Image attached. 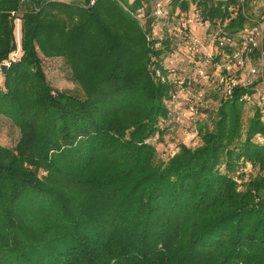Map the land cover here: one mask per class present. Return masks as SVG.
Returning <instances> with one entry per match:
<instances>
[{"label":"trees","instance_id":"1","mask_svg":"<svg viewBox=\"0 0 264 264\" xmlns=\"http://www.w3.org/2000/svg\"><path fill=\"white\" fill-rule=\"evenodd\" d=\"M92 2L0 0V116L20 130L14 149L0 145V264H264V109L243 100L252 90L226 95L217 72L197 105L199 145L165 162L153 141L176 123V87L157 77L180 48L176 9L195 4L237 36L264 4L171 0L157 37V0ZM42 57L63 59L83 96L55 91Z\"/></svg>","mask_w":264,"mask_h":264},{"label":"built area","instance_id":"2","mask_svg":"<svg viewBox=\"0 0 264 264\" xmlns=\"http://www.w3.org/2000/svg\"><path fill=\"white\" fill-rule=\"evenodd\" d=\"M170 1L157 0L153 7L150 16L155 35L164 33L161 24L171 18ZM220 1L224 0H215L216 3ZM229 10L234 16L237 14L235 6ZM174 18L178 22L172 27L173 37L180 43V48L168 59V77L160 71L157 72V77L162 82H172L176 87L170 102L174 119L180 122L182 117L185 118L177 105L180 95L186 90L193 91L195 98L202 104L205 88L211 86L216 79V73L223 70L226 73L223 78L227 81L224 89L226 95H231L236 86L250 88L252 94H246L242 97L243 100L264 109V15L253 21L252 25L246 26L237 36L231 35L222 22L202 20V12L195 4L190 6L188 12L177 8ZM183 49L187 53H181ZM16 56L17 54H13L11 59L15 61ZM186 58L190 63L186 70L190 68L191 73L180 77L179 61L185 63ZM215 60H218L216 64ZM183 71L184 69L181 72ZM191 111L195 114L197 108L191 106ZM257 140L264 144L263 137Z\"/></svg>","mask_w":264,"mask_h":264},{"label":"rangeland","instance_id":"3","mask_svg":"<svg viewBox=\"0 0 264 264\" xmlns=\"http://www.w3.org/2000/svg\"><path fill=\"white\" fill-rule=\"evenodd\" d=\"M256 4H259V6L263 7L264 3L263 1L254 0V3L251 7V12H253L254 7L257 6ZM21 36L22 35L21 33H19V29H18L16 39L18 41L17 43L19 49L21 46ZM156 36L161 37L162 32L157 33ZM17 57L18 54L15 58L17 59ZM42 58H43L42 63L47 78L51 83V85L53 86V89H55V91H63L81 97L83 96V90L80 88L78 84L74 82L71 70L63 59L54 58L52 60L44 57ZM187 60L188 59L186 58L185 62H187ZM214 63L216 64L217 60H215ZM190 73H191L190 68L187 70L186 68H184V71L181 73V75L183 74L184 76H186L189 75ZM2 77H3V73H0V78ZM214 89L215 88H208V87L206 88V90H209L208 91L209 99H211L214 96ZM188 99H190L191 101L187 102ZM178 100H179L177 104L178 108L183 113L185 118L182 117V120L180 122L176 121V123H173L172 126L168 127L169 129L167 130L165 141L160 142L158 137H156L153 140L154 143L155 142L158 143L157 148L160 156L159 158H161V160L165 162L168 161L170 156H172V154L175 152L176 147L178 148L181 143L184 142L191 147H197L200 143L199 137H197V133L194 130L196 113L194 114V112L191 111V106L198 108L197 105L199 104V101L195 98V95H193V91L190 92V90L184 91V93L180 95V98ZM186 102L190 104L188 108L185 104ZM252 114L253 111H247L245 117L248 118ZM19 134H20L19 128H17L10 119L0 116V145L10 149H14L20 139ZM246 171H247L246 180L250 179L251 176L253 177L257 174V170L251 168L250 166L247 168Z\"/></svg>","mask_w":264,"mask_h":264},{"label":"water","instance_id":"4","mask_svg":"<svg viewBox=\"0 0 264 264\" xmlns=\"http://www.w3.org/2000/svg\"><path fill=\"white\" fill-rule=\"evenodd\" d=\"M7 69H8V65H2L1 66V70L3 73H6Z\"/></svg>","mask_w":264,"mask_h":264},{"label":"crops","instance_id":"5","mask_svg":"<svg viewBox=\"0 0 264 264\" xmlns=\"http://www.w3.org/2000/svg\"><path fill=\"white\" fill-rule=\"evenodd\" d=\"M132 1V0H131Z\"/></svg>","mask_w":264,"mask_h":264}]
</instances>
